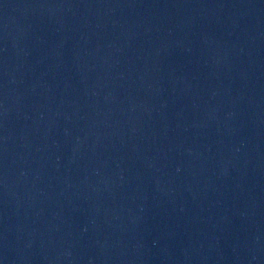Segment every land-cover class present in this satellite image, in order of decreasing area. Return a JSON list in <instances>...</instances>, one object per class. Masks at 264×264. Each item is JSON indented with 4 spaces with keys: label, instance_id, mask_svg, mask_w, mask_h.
Listing matches in <instances>:
<instances>
[{
    "label": "water",
    "instance_id": "95a60500",
    "mask_svg": "<svg viewBox=\"0 0 264 264\" xmlns=\"http://www.w3.org/2000/svg\"><path fill=\"white\" fill-rule=\"evenodd\" d=\"M0 264H264V0H0Z\"/></svg>",
    "mask_w": 264,
    "mask_h": 264
}]
</instances>
